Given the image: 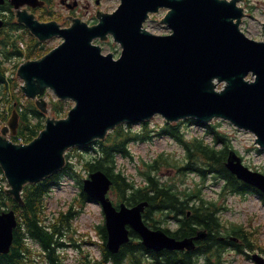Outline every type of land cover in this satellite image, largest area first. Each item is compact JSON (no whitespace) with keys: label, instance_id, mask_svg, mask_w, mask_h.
<instances>
[{"label":"clouds","instance_id":"obj_1","mask_svg":"<svg viewBox=\"0 0 264 264\" xmlns=\"http://www.w3.org/2000/svg\"><path fill=\"white\" fill-rule=\"evenodd\" d=\"M35 2L38 6L0 0V141L20 147L37 140L49 121L53 126L67 121L77 100L60 96L50 85L26 94L27 82L18 73L39 55L43 40L18 13L40 24L64 25L66 30L76 21L92 29L101 23L98 13L111 16L123 0ZM221 2L238 10V16L229 17L236 33L264 45V0H217ZM171 11L163 5L146 11L138 32L172 37L174 29L164 22ZM64 43L63 38L56 48ZM87 43L111 63L122 59L124 47L112 32L93 35ZM257 78L251 69L240 77L248 85ZM208 83L217 95L228 87L227 80L216 76ZM32 84L39 86L35 76ZM259 139L253 130L221 115L212 114L197 124L191 114L171 119L155 111L142 120L122 119L105 127L89 138L87 149L65 145L55 171L24 179L15 192L0 164V216L11 213L13 218L9 243L17 254L14 264H162L165 249L147 248L141 233L129 224L123 225V242L109 250L105 201L116 212L138 209L147 232L190 241L191 248L167 249L175 256L173 264H257L253 257L264 262V194L227 167L234 158L236 164L243 163L241 169L264 177V144ZM97 172L108 181L102 201L89 200L84 192L85 181ZM30 225L50 238L47 247ZM201 233L203 238H198ZM89 240L92 243H85ZM0 264H6L3 251Z\"/></svg>","mask_w":264,"mask_h":264},{"label":"water","instance_id":"obj_2","mask_svg":"<svg viewBox=\"0 0 264 264\" xmlns=\"http://www.w3.org/2000/svg\"><path fill=\"white\" fill-rule=\"evenodd\" d=\"M161 5L172 9L164 22L174 29V35L163 38L139 33L146 11ZM238 15L232 5L217 0H123L111 16L98 14L101 23L97 27L87 29L76 21L66 30L18 13L39 39L58 34L65 40L41 61L21 66L18 74L27 82L24 91L32 95L50 85L60 96L76 99L77 107L67 121L55 126L49 121L46 131L29 146L0 141V164L7 170L12 191L24 179L36 180L55 171L65 145L87 144L91 136L100 135L114 122H135L155 111L171 119L191 114L202 123L212 114L221 115L256 132L257 142L264 144V45L235 32L229 17ZM104 32H112L124 47L122 59L116 63L97 56L88 46L91 36L102 37ZM249 69L258 77L252 85L240 79ZM33 76L38 87L32 84ZM212 76L228 81L223 93L211 91L208 82ZM14 124L15 120L10 121ZM233 164L229 166L234 173L264 191V177ZM107 183L97 172L85 181L84 190L102 201ZM104 208L111 251L125 239L124 224L134 227L143 243L154 249L191 245L188 240L172 241L147 232L139 222L138 209L116 212L106 201ZM12 226L11 213L0 216V251L9 249Z\"/></svg>","mask_w":264,"mask_h":264},{"label":"trees","instance_id":"obj_3","mask_svg":"<svg viewBox=\"0 0 264 264\" xmlns=\"http://www.w3.org/2000/svg\"><path fill=\"white\" fill-rule=\"evenodd\" d=\"M40 127H42L41 124H40ZM18 132H19V130H18ZM0 187H2V186H0ZM86 198H87V196H86ZM30 226L33 227L34 234H36L41 239L42 243L47 247L48 241L50 238L45 236V235L40 234L39 230L36 229L34 227V225H30ZM130 239H134V237H130ZM16 256H17V254L14 251H11V249H10V251L5 254L6 264H14ZM160 259H161L162 264H173L175 256L173 254L169 253L167 250H165L161 254Z\"/></svg>","mask_w":264,"mask_h":264},{"label":"rangeland","instance_id":"obj_4","mask_svg":"<svg viewBox=\"0 0 264 264\" xmlns=\"http://www.w3.org/2000/svg\"><path fill=\"white\" fill-rule=\"evenodd\" d=\"M105 2H110V0H105ZM57 40H54L53 42H56ZM85 243H87L86 241H85ZM91 243H92V241H91Z\"/></svg>","mask_w":264,"mask_h":264}]
</instances>
